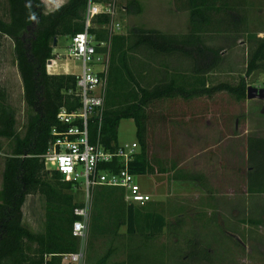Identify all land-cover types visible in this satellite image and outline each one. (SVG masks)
I'll use <instances>...</instances> for the list:
<instances>
[{
	"label": "trees",
	"instance_id": "16d2710c",
	"mask_svg": "<svg viewBox=\"0 0 264 264\" xmlns=\"http://www.w3.org/2000/svg\"><path fill=\"white\" fill-rule=\"evenodd\" d=\"M111 3L113 0H92ZM0 14V37H9L13 42L18 70L23 82L27 104V119L24 132L16 126V112L8 101L4 88H0V150L2 140H11L10 151L4 157L0 177V264H67L61 254L76 251L79 240L72 233L77 216L73 182L67 181L56 170H48L42 155L48 150L55 126L68 125L59 121L57 114L62 107L73 111L80 106L76 95L77 78L72 73H56L47 62L54 58V47L60 36H73L85 29V14L89 0H68L50 12L45 11L42 0H5ZM249 0H175L176 6L189 13L190 29L186 34L168 33L156 28L137 27L128 34L109 33V14H98L89 31L95 41L109 43L111 64L109 88L102 124L103 143L116 149L120 144L118 130L122 119L132 118L136 125L139 149L129 163L131 172L137 175L155 173L149 159L147 139V107L157 99L177 95L192 97L226 91L237 100L247 98V78L254 72L264 71V35L249 32L245 11ZM128 13L139 14L143 10L140 0H128L124 6ZM247 33L248 58L245 75L237 84L219 82L207 85V75L218 69L224 60L223 47L211 45L208 40L213 33ZM98 50L104 48L97 47ZM175 57L188 60L190 76L174 70L169 78H161L154 84L143 86L132 70V60L138 55ZM97 124H90L91 134ZM249 171L248 190L264 193V137L248 136ZM104 168L119 171L122 164L115 158ZM163 171V170H162ZM31 194L44 197L45 229L32 231L24 223L23 206ZM129 205L120 187L99 185L94 190L90 235L98 238L111 233L119 235L121 226L135 242L129 248V257L120 264H165L167 259L150 256L153 237L168 227L165 216L149 204ZM254 223V221H252ZM258 223V222H257ZM180 217L173 226L179 230ZM171 231L170 227H168ZM172 229L173 234L175 230ZM145 234L138 242L136 237ZM149 234V235H148ZM180 245L177 233L175 241L170 238L166 250L171 264H212L210 246H205L204 237L198 233ZM174 241V242H173ZM116 247L110 246L99 257L89 258V264H109ZM148 254V255H147ZM143 256L144 261H143ZM186 260V261H183Z\"/></svg>",
	"mask_w": 264,
	"mask_h": 264
},
{
	"label": "rangeland",
	"instance_id": "374dc122",
	"mask_svg": "<svg viewBox=\"0 0 264 264\" xmlns=\"http://www.w3.org/2000/svg\"><path fill=\"white\" fill-rule=\"evenodd\" d=\"M127 1L113 0L115 13L111 17V22L107 25L111 35L128 34L137 27L148 29L159 28L165 32L176 34H185L187 32L186 28L190 29L189 14L188 21L187 19L184 20L183 14L177 12L176 9L178 8L174 0H140L143 5V10L139 14L128 13L125 10L124 6ZM5 6V0H0V14ZM45 11H47L46 8ZM242 13L247 17L249 32H256L259 36L264 35V0H249L245 11ZM115 24H119L120 27H116ZM231 32L228 34L224 32L213 33L208 40L212 45L223 47V54L226 59L216 71L217 73L212 75L215 78L214 84L224 81L237 84L246 72L249 47L247 33ZM70 42L71 36H60L54 47L53 56L61 63L62 71H67L68 68L69 73L79 74L81 72L82 62L68 56ZM170 58L163 56L149 58L145 54L138 55L136 59L132 60V70L143 86H152V84L161 78L158 74H160V71L161 75L163 74L162 67L164 65L169 64L172 70L176 67L174 63H171ZM96 67L100 68L101 65L98 64ZM145 68L149 73L142 75ZM139 72L140 74H138ZM258 76L259 72L248 76V85L264 87L263 82L259 83V85L257 84L259 82ZM0 88H4L7 92L8 101L16 112L17 130L22 134L27 119V104L24 98L23 82L14 54L13 42L6 36L0 37ZM206 100L207 98L204 97L197 98V100H185L179 97L174 100L171 99L164 104L161 101L158 103L155 101L149 108L148 133H152L155 137L156 127H158L159 123L162 124L161 120L163 117L171 119L177 116L178 119L173 120L178 122L181 120L179 119L181 116L180 113L184 112L186 114L185 112L187 111L194 113L192 114L195 115L193 120L195 119L201 124L202 118L200 116L208 108V105L204 104ZM212 100L214 108L211 111L212 123L208 125L211 127L209 130L213 132L215 129H219L218 123L222 121V126L225 129L222 128L223 131L221 132L228 138L224 146L235 143L239 150H243L245 148L246 135L238 136V138L237 134H243L246 128L243 127L246 124L245 118L247 117L245 99L238 101L234 96L225 91ZM260 103L264 106L263 100ZM250 114L255 116L253 112ZM182 120H185L184 116ZM118 136L120 144H131L134 141L139 143L136 135V125L133 119L126 118L121 121ZM1 140L3 146L0 150V158L1 167L3 168L4 157L10 151L11 140ZM149 151L153 156L152 160L155 162L154 164H156L157 158H163L162 155H158L155 145L150 146L149 144ZM169 177L170 175L167 176L168 182L165 184L168 187L166 190H163V185H157L159 178L150 175L148 177L146 190L151 191L153 194L152 203L148 207L151 210L156 209L162 213L165 216L166 222L170 225L168 227L171 229L169 231L168 227H165L157 235L148 234L149 237H153V249L160 251L159 253L152 251L149 257L156 256L159 259L165 258L167 259L165 264H171L168 261L169 256L166 250L167 245L171 244L169 243V239L172 238L174 240V235L177 233L180 245L186 246L188 238L198 233L199 237H204V240H206L203 244L211 247L212 264H264V226L238 225L236 221H227L229 218L236 217V213L234 212L236 204L234 205L233 202H229L234 199L224 202L228 199L225 193L228 192L230 194V190H209L206 192L205 190L180 189V187L173 190L171 188L172 180ZM146 178L144 176L139 177L138 181L145 185L144 180ZM1 183L2 180L0 177V188ZM74 192L76 194V200L82 201L83 194L80 189L76 187ZM45 206L46 202L42 195L31 194L27 196L23 206L24 223L32 231H44L46 218ZM180 217L183 220V224L179 230H176L173 226L178 222ZM126 229V225L121 226L119 229L120 234L116 237L108 233L98 238H92L89 233L86 264H89L91 255L92 259H97L103 256L110 246L116 247V251L111 256L109 264H120L126 261L129 257V248L135 246V242L127 234ZM172 229L175 230V234H173ZM144 237L145 234L143 236L139 235L135 239L140 242L145 239ZM205 263L207 264V262Z\"/></svg>",
	"mask_w": 264,
	"mask_h": 264
},
{
	"label": "built area",
	"instance_id": "2783aa9c",
	"mask_svg": "<svg viewBox=\"0 0 264 264\" xmlns=\"http://www.w3.org/2000/svg\"><path fill=\"white\" fill-rule=\"evenodd\" d=\"M115 5L89 0L85 14V29L71 36L68 56L82 62L77 78L76 95L80 106L69 111L62 107L57 117L65 128L55 126L48 150L42 155L48 169L58 171L65 180L71 181L80 189L83 200L74 208L77 216L73 222L72 233L80 244L76 251L61 254L62 262L67 264H86L87 242L93 209L94 190L99 185L120 187L124 190V199L129 205L144 206L152 201L151 191L143 188L138 181L141 175L130 171L129 163L138 152L139 143L120 144L116 149L106 146L102 141V124L106 98L109 88L111 47L109 43H97L90 33L93 19L98 14L114 16ZM120 27L119 24H115ZM97 47L104 48L98 50ZM57 58L47 62L57 67ZM100 64L101 67L96 66ZM67 71L69 72L68 68ZM95 121L96 132L91 134L90 124ZM118 158L122 167L119 171L104 168Z\"/></svg>",
	"mask_w": 264,
	"mask_h": 264
},
{
	"label": "crops",
	"instance_id": "0c3cea01",
	"mask_svg": "<svg viewBox=\"0 0 264 264\" xmlns=\"http://www.w3.org/2000/svg\"><path fill=\"white\" fill-rule=\"evenodd\" d=\"M42 1L45 3V7L47 10L46 12H50L59 7L60 5L64 4L68 0ZM176 10L178 13L183 14V18H185L184 20L187 19L188 21L189 13L187 10H181L179 8ZM186 29V33H188L189 28ZM169 60H171V63H174L176 67L172 70L169 67V64L164 65L162 67L163 74L161 75V71L160 74H158L161 78L168 79V71L174 72V70L176 69L179 71H183L184 69V72H186V77L190 76V63L188 60L175 59V57H171ZM225 61L226 59L224 58L220 66ZM59 67L61 69V65ZM217 70L218 69L214 70L213 72L207 75V85L212 83L214 84L215 78L212 75L217 73ZM57 73L69 72L60 70ZM143 73L142 75H145L148 74L149 71L145 68L143 70ZM138 74H140V72ZM258 81V85L261 82L264 83V71L259 72ZM223 92L225 91L217 92L215 94H204L192 97H184L177 95L174 97H165L162 99L155 100L157 101V103L161 101V103L164 104L170 101L171 99L174 100L175 98L179 97L185 100H197V98L204 97L207 98L204 104H207L208 108L205 110L202 116H200L202 118L201 124L195 119L193 120L195 115L192 114L194 113H190L187 111L185 112L186 114H184V112L180 113L181 116L179 117V119L181 120H179L178 122H176V120H173L178 119L177 116H174L171 119L163 117L161 120L162 124L159 123L158 127H156L155 137L154 135H152V133H147L148 144H150V146L155 145L157 148L158 155H162L163 157L161 158L162 160L160 158H157V162L156 164H154L155 162H153L152 160L153 156L149 151L150 163L154 166L156 170L155 173L151 174L150 176H156L157 178H159L157 185H163V190H166L168 188L165 184L168 182L167 176L169 175V178L172 180L171 188L173 190L178 187H180V189L187 188L188 190H205L206 192L209 190H230V194L228 192L225 193L228 199L224 202H228L229 200L234 199L229 202H233L234 205L236 204L234 209L236 217L229 218L227 219V221H236L238 225L244 224L247 226L261 227L264 226V193H253L249 192L248 190V136L264 137V106H262V104L260 103V101L262 100L256 98H246L247 100L245 99V105L247 117L245 118L246 124L243 126L246 128L243 134H237V137L246 135L244 143L245 148L243 150H239L234 142V144L224 146L228 138L225 137V134L221 132L223 131L222 128L225 129V127L222 126V121L218 123L219 129H215V131L213 132L209 130L211 127L208 126L212 123L211 111L214 108V103L212 99L218 95H221V93ZM153 103H151L147 107L148 113L149 108ZM251 112H253L255 116L250 114ZM183 116L185 120H182ZM243 116L245 115L243 114ZM143 176L147 177L144 180L145 185L142 184L143 188L146 189L148 186L147 181L149 175H141V177ZM252 221H254V223H252Z\"/></svg>",
	"mask_w": 264,
	"mask_h": 264
},
{
	"label": "water",
	"instance_id": "95a60500",
	"mask_svg": "<svg viewBox=\"0 0 264 264\" xmlns=\"http://www.w3.org/2000/svg\"><path fill=\"white\" fill-rule=\"evenodd\" d=\"M55 43H56V39H55ZM247 98L248 99L256 98L264 101V87L248 85Z\"/></svg>",
	"mask_w": 264,
	"mask_h": 264
},
{
	"label": "bare ground",
	"instance_id": "6f19581e",
	"mask_svg": "<svg viewBox=\"0 0 264 264\" xmlns=\"http://www.w3.org/2000/svg\"><path fill=\"white\" fill-rule=\"evenodd\" d=\"M58 67H55V68H53V67H51L52 68V72L53 73H57V72H59L61 69H60V65H61V63L59 62V61H57L56 63H55ZM50 73H51V71H50Z\"/></svg>",
	"mask_w": 264,
	"mask_h": 264
}]
</instances>
